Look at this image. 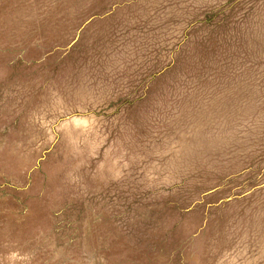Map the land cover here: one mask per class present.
Segmentation results:
<instances>
[{
    "label": "rangeland",
    "instance_id": "374dc122",
    "mask_svg": "<svg viewBox=\"0 0 264 264\" xmlns=\"http://www.w3.org/2000/svg\"><path fill=\"white\" fill-rule=\"evenodd\" d=\"M0 264H264V0H0Z\"/></svg>",
    "mask_w": 264,
    "mask_h": 264
}]
</instances>
